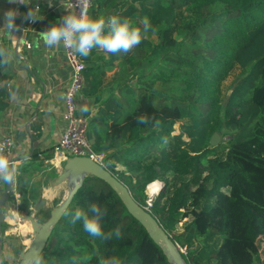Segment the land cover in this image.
<instances>
[{
    "label": "trees",
    "instance_id": "obj_1",
    "mask_svg": "<svg viewBox=\"0 0 264 264\" xmlns=\"http://www.w3.org/2000/svg\"><path fill=\"white\" fill-rule=\"evenodd\" d=\"M180 6L198 18L178 26ZM88 16H118L142 33L127 54L105 52L93 61L94 48L83 57L81 93L96 107L87 138L101 165L123 184L125 173L140 176L128 187L132 198L184 249L186 264H264L258 250L264 240V0H92ZM144 17L154 31L143 33ZM234 66L242 74L222 99L220 83ZM106 68L115 70L104 82ZM5 70L0 67V84L9 79ZM7 97L0 85V114ZM141 115L150 123L138 124ZM181 120L189 122L183 130L204 135L191 155L166 147ZM214 133L226 141L208 148ZM167 173L189 178L147 208L145 185ZM93 203L108 209L102 229L119 225L121 238L100 242L63 214L39 255L42 264H99L112 255L123 264H169L104 182L86 177L66 211H87Z\"/></svg>",
    "mask_w": 264,
    "mask_h": 264
},
{
    "label": "crops",
    "instance_id": "obj_2",
    "mask_svg": "<svg viewBox=\"0 0 264 264\" xmlns=\"http://www.w3.org/2000/svg\"><path fill=\"white\" fill-rule=\"evenodd\" d=\"M65 1L50 0L53 6L48 7V0H24L27 5H9L6 0H0V16L10 8L21 14L33 8L37 17L41 18L28 24L27 21L22 23L18 17L15 23L20 25L21 31L11 35L0 29V41L7 46L10 54V65L5 70L9 79L0 84L8 94L7 108L0 114V139L7 136L12 139V161L29 157L26 162L17 164V168L24 166L18 169L17 179H22L19 187L25 192L22 193L31 194L33 202H29V209L41 201L43 208L49 212L63 201L67 191L63 184L57 187L53 185L61 169L54 168L55 160L50 151L58 142L64 126L63 96L69 80V68L62 46L48 48L42 40L39 45L36 41L40 39L41 32L63 16ZM102 56H106L105 51L97 49L91 60ZM83 105L88 107V112L80 111ZM76 112L89 119L96 112V107L90 98L80 93L76 98ZM7 214L12 219L20 218V210L15 207H11ZM21 225L30 235L29 229ZM30 236L26 239L14 236L16 245L11 240L7 249L12 255L10 259H18L19 254L14 255V251L27 249L25 240L29 241ZM11 246H14L13 250Z\"/></svg>",
    "mask_w": 264,
    "mask_h": 264
},
{
    "label": "clouds",
    "instance_id": "obj_3",
    "mask_svg": "<svg viewBox=\"0 0 264 264\" xmlns=\"http://www.w3.org/2000/svg\"><path fill=\"white\" fill-rule=\"evenodd\" d=\"M9 5L24 4V0H6ZM48 0V7H52ZM21 22L35 23L38 18L33 8H29L26 13H19L13 9H8L0 16V29L7 33L14 34L21 31L20 25L16 24L17 18ZM143 25V33L153 30V26L147 17L141 21ZM40 39L36 41L39 45L42 40L43 44L48 48H60L73 50L81 57L87 58L92 50L101 49L106 53L118 54L129 53L142 42V33L139 28L132 27L127 19L121 20L118 16L108 18L98 17L90 18L87 14V3L79 14L63 15L55 24H51L43 32L39 34ZM10 65V54L6 47L0 46V67ZM86 105L81 106L82 113L88 112ZM151 118L146 115L137 117L138 124H148ZM12 141H9L11 143ZM29 159L24 156L21 161H10L5 155L0 154V182L12 184L15 183L18 176V163H24ZM91 213V215L89 214ZM71 217L73 225L79 223L82 229L89 237L95 238L100 242H111L114 238L120 239L122 236L121 228L117 225L111 231L105 232L102 229V221L108 214L107 207L99 206L93 203L87 211L76 209L73 212L65 211L63 213ZM32 264H42L39 257V250L31 253ZM0 264H12L7 251H0ZM99 264H123L121 257L112 255L101 257Z\"/></svg>",
    "mask_w": 264,
    "mask_h": 264
},
{
    "label": "water",
    "instance_id": "obj_4",
    "mask_svg": "<svg viewBox=\"0 0 264 264\" xmlns=\"http://www.w3.org/2000/svg\"><path fill=\"white\" fill-rule=\"evenodd\" d=\"M219 140L220 136L218 133H214L209 139L208 148L216 147ZM86 177H94L104 182L113 191L127 213L143 227L150 240L160 249L169 264H186L181 256L182 251L163 230L155 217L148 210L136 203L128 188L121 181L114 177L100 163L89 157H72L64 162L53 185L54 187L62 184L65 185L67 189L66 195L63 201L48 213L45 221L39 222L32 213L27 212L25 219L29 223L32 238L27 249L19 252L18 260L15 264H32L31 253L34 250H39V255L41 254L53 227L59 222L63 213L70 207L74 195ZM21 183V178H18L15 183H6L0 195V209L2 210L0 212V225L3 223L4 217L11 207H15L17 210L20 209L16 201L12 199V194L18 191ZM17 195L21 197L23 195L22 191H18ZM43 207V203L38 201L34 212L39 213ZM22 214L20 213V216ZM0 241H2V237H0ZM12 244L16 245V241L13 240ZM13 249L14 246H11V250ZM0 251H2L1 246Z\"/></svg>",
    "mask_w": 264,
    "mask_h": 264
},
{
    "label": "rangeland",
    "instance_id": "obj_5",
    "mask_svg": "<svg viewBox=\"0 0 264 264\" xmlns=\"http://www.w3.org/2000/svg\"><path fill=\"white\" fill-rule=\"evenodd\" d=\"M198 18V14L195 10H185L183 7H178L176 9V15H175V23L180 26L183 25L185 23H192L194 22L196 19ZM84 63V62H83ZM114 68H107L106 72L104 74V82L108 81L109 79V74L113 71ZM242 71L239 67L234 66L232 68V70L230 72L227 73V75H225V77L223 78V80L220 83V96L222 99H225V97L227 95H229L230 93V89H231V85L235 82V80L237 78H239V76H241ZM180 125H189V122L187 120H181L176 122V124L174 125V130L171 134V138L169 140H167L166 142V147L168 150H174L177 149L182 155H191L193 153V149L195 147H201L203 144V139H204V135L201 132L195 131V132H189V131H185L183 130ZM209 141V140H208ZM226 141V137H222L220 136V140L217 144L216 147H220L221 144H223ZM153 155L155 156V152L153 153ZM224 151L223 150H219L218 152V157L223 159L224 158ZM150 160H146L145 162H149ZM22 167H24L23 165H21L20 167H18V169H21ZM119 171H124L123 168L118 167ZM189 178V176H185V177H176L173 176L172 173H167L165 175H163L161 178L155 180L159 183V187L157 189V191H155V193H153L152 195H150L149 193L147 194V185H145V189H144V193L146 195V207L148 208V204H150L151 200L156 198L160 193L164 194L165 196H169L172 192V190L182 181H186ZM124 185L128 188H132L136 185V183L138 181H140V176L136 173H125V177H124ZM166 183V185H165ZM5 183L2 182V185H4ZM17 185V184H16ZM19 186V185H18ZM67 190V189H65ZM18 191H22L24 192V190L22 188L18 187ZM18 191L14 192L12 194V199L15 201H18V206L20 207V213H23L22 216H20V218L17 219H12L11 216L9 214H7V224L0 229V237H2V241H0V246L2 251H6L8 248H10V241L14 239V236L16 237H20L22 236V238L26 239L28 236H30L28 233L23 234L20 229H19V224H24L26 223V219H25V215L27 214V212H30L34 215V217L39 221V222H43L46 220V218L48 217V209H42L39 213H35L34 209L35 206L31 207V209H29V202H33V200L31 199V194H23L21 197H18ZM222 192L227 193L228 189L224 188L222 189ZM25 193V192H24ZM164 200V199H163ZM162 200V202H163ZM33 205V204H32ZM31 205V206H32ZM189 219L187 220H183L181 223H179L178 225V230L180 231L183 227V225L188 222ZM29 224V223H28ZM15 228V229H14ZM16 231V232H15ZM10 233V234H9ZM31 233V237H29V240H31L30 238H32V232ZM9 234V235H8ZM21 235V236H20ZM19 238V239H20ZM258 250H259V255H260V259L264 261V240L263 239H259L258 241ZM20 249H18V251H14V255H18L19 254ZM7 252H9L7 250ZM9 257H12V255H10V253H8ZM12 261V264H15L18 259H10Z\"/></svg>",
    "mask_w": 264,
    "mask_h": 264
},
{
    "label": "built area",
    "instance_id": "obj_6",
    "mask_svg": "<svg viewBox=\"0 0 264 264\" xmlns=\"http://www.w3.org/2000/svg\"><path fill=\"white\" fill-rule=\"evenodd\" d=\"M87 14L92 0H86ZM85 0H66L64 14H79L83 9ZM32 22H28L31 24ZM64 59L69 68V80L63 96V129L56 145L51 149L52 159L60 161L61 166L72 157H89L100 163L102 156L96 155L87 138L88 119L76 112V98L81 93L84 85V63L82 57L71 49L64 47ZM7 136L0 139V154L5 155L10 161L13 153V141ZM101 164V163H100ZM157 191V190H156ZM150 204H148V207ZM147 210V209H146ZM183 252L184 249L180 248Z\"/></svg>",
    "mask_w": 264,
    "mask_h": 264
},
{
    "label": "bare ground",
    "instance_id": "obj_7",
    "mask_svg": "<svg viewBox=\"0 0 264 264\" xmlns=\"http://www.w3.org/2000/svg\"><path fill=\"white\" fill-rule=\"evenodd\" d=\"M53 165H54V168L55 169H61V163H60V161H53ZM158 187H159V183L157 182V181H154V182H151V183H149L148 185H147V194L149 193L150 195H152L153 193H155V191L158 189ZM24 226H26L28 229H29V231H31L30 230V226H29V224L26 222V223H24L23 224ZM15 229V228H14ZM19 229H20V231L23 233V234H26V232L24 231V229H23V227H22V225L21 224H19ZM16 232V231H15ZM10 234V233H9ZM8 234V235H9ZM30 235H31V233H30ZM31 237V236H30ZM31 239V238H30ZM25 242L29 245V243H30V240L28 241V240H25ZM27 245V246H28Z\"/></svg>",
    "mask_w": 264,
    "mask_h": 264
},
{
    "label": "flooded vegetation",
    "instance_id": "obj_8",
    "mask_svg": "<svg viewBox=\"0 0 264 264\" xmlns=\"http://www.w3.org/2000/svg\"><path fill=\"white\" fill-rule=\"evenodd\" d=\"M5 185H6V183L4 184V185H2V182H0V195H1V193L3 192V190H4V188H5ZM2 210L0 209V212H1ZM7 216V215H6ZM6 216L4 217V220H3V223H1V225H0V229H2L6 224H7V222H6Z\"/></svg>",
    "mask_w": 264,
    "mask_h": 264
}]
</instances>
